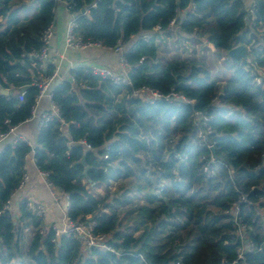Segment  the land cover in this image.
I'll use <instances>...</instances> for the list:
<instances>
[{"label": "trees", "instance_id": "obj_1", "mask_svg": "<svg viewBox=\"0 0 264 264\" xmlns=\"http://www.w3.org/2000/svg\"><path fill=\"white\" fill-rule=\"evenodd\" d=\"M62 2L77 14L74 32L82 41L124 47L129 84L75 67L68 78L76 92L66 80L52 85L58 118L39 127L33 146H12L9 138L0 145V264H264V80L254 83L256 68L264 67L263 2L248 25L249 0H33L32 6L0 0V133L30 119L39 94L34 84L55 70L28 54L41 50L40 34ZM172 19L174 45L206 39L212 55L223 58L224 80L210 74L204 59L158 56L156 39L169 35ZM237 45L245 47V59L228 57ZM143 86L164 95L173 90L192 103L130 97ZM11 88L10 96L1 93ZM195 111L211 117L210 134L194 124ZM32 153L36 168L68 197V219L97 217L95 233L106 236L112 251L55 237L26 199L17 212L3 210ZM114 183L115 194L95 196V188L108 192ZM238 203L243 242L225 213Z\"/></svg>", "mask_w": 264, "mask_h": 264}, {"label": "built area", "instance_id": "obj_2", "mask_svg": "<svg viewBox=\"0 0 264 264\" xmlns=\"http://www.w3.org/2000/svg\"><path fill=\"white\" fill-rule=\"evenodd\" d=\"M57 2H59V0H56ZM258 1L263 2L264 5V0H249V5L247 6L246 9V15L243 18L244 22L248 25H250L254 20H255V12H256V4ZM62 4L64 5L66 11L68 12L70 19L67 23V27L65 30V37H64V48L65 49H69V50H83V49H88V48H102V49H108L111 52L113 51L114 53L117 54L118 56V65L120 68L121 73H114L108 69L105 68H99V67H92V68H86L89 73L92 76H95L101 80H107L109 81L111 84L117 85V86H126L129 84L128 79H127V73L129 71V66L124 58V53H125V49L121 44H117L115 47H111V48H105L103 46H101L99 43L93 42V41H82V39L80 37H78L75 32V19L77 17V14L75 13H71L70 9L72 6L67 5L66 3L62 2ZM96 4H92L91 7L95 8ZM192 8H194L192 6ZM85 13V11H81V13L79 15H83ZM169 27H170V33H173L175 29H177L178 25L176 22V19H172L169 23ZM155 34H157V29L154 30ZM54 36V27L53 24L49 25L47 28H45L41 34H40V41L42 43V47L41 50L39 52H31L28 54V58H30L32 61H38L41 63L40 68H44L46 65V62L49 58V51H50V43L51 40ZM151 37V35H145L142 37V39H149ZM205 40V44H207L208 49H212L211 44H209L207 42L206 39ZM239 46V45H237ZM235 46V47H237ZM263 49H264V45H263ZM262 51V59H264V50ZM56 56L61 57V55L59 54V52H56ZM33 66L34 63L32 64ZM257 71V75L254 76V83L255 84H261V82L264 80V67L260 68L257 67L256 68ZM57 77V71L55 70L53 72V74L51 75V77L49 78H42L40 77V79L38 80V82H36L34 85L38 88L39 90V94L36 98V102L32 108L31 111V117L29 120L36 118L38 121V125L39 127L45 126L46 124H48L50 121H52L54 118H58L57 112H56V107L52 102V92H51V87L53 84V81L55 80V78ZM66 81H69L70 84L72 85V92H76V87L77 84L74 81L73 78H68ZM79 87L83 88V89H89L88 87L84 86V85H80ZM2 91H6V92H12V88L11 89H2ZM221 95V93H220ZM5 96H10V95H5ZM131 98H143L145 100V102H147L148 104H153L155 101L157 100H164L166 102H171V101H178V102H183L186 104H191L192 101L187 100L186 98H184L183 96L175 93L173 90L171 92H169L168 94L164 95V94H160L158 91L153 90L151 88L148 87H141L137 90L132 91ZM45 98L48 101L49 104V108L47 111H43L41 113H38V107H39V103L41 102V100ZM213 104L218 103V100L215 99L212 101ZM194 115V124L198 126V124L201 122V124L205 127L206 133L210 134V127L208 125V123L211 121V117H209L206 112H197L195 111L193 113ZM28 121V120H27ZM17 126L11 127L9 129V131L7 133H0V142L6 140L7 138H9L10 136L13 137V140L11 141V145L14 146L17 142H25L27 143L29 146L32 147V145L22 136L16 135L15 134V130H16ZM199 137H203V133H199L198 135ZM84 150L86 151H91L90 147L85 143L84 140H81L79 142ZM207 149L213 151V145L209 144L207 145ZM107 150V148L105 149ZM33 155V153H32ZM212 161L214 160L211 157H209ZM38 170V169H37ZM39 175L42 177L44 184L48 190L50 199L52 204L59 210L60 214H61V220L59 224H56L54 222L49 223V227L51 228V230L54 232L55 237H59V236H65V237H73L76 240H78L85 248L87 249H103V250H109L112 251V249H110L107 245H106V236L104 234H97L95 233V229L97 226V221L96 218L97 217H93V216H86L84 217L83 220L77 221V222H72L71 220L68 219L67 217V211L69 209L70 203L68 200L67 196H63V205L60 204L59 198H58V193L56 192V190L54 189L52 183L48 180L49 177V173L48 172H41L38 170ZM202 173L207 176L208 178L211 177L213 175V172L209 170V168L207 166H204L202 168ZM28 175L26 173V171L24 172L22 179L19 183V185L17 186L16 192L21 191L25 184L28 182ZM247 200L245 198V196H241L239 199V203H245ZM239 203L238 204H234L227 212H225L226 214L231 215L232 218V222L236 228V236L239 238V240L241 242H243L245 240V232H246V228L245 226L242 224V221L239 218ZM28 210H30L32 212V214L37 217L39 220H41L43 223H45L46 221V209L45 207L35 201H29L28 200V206H27ZM3 210L4 211H11V202L10 200H8L5 205L3 206ZM259 215L264 216V209H261L259 212ZM25 231H28V229H26ZM54 242V240L52 241ZM253 251V247L248 246L247 247V252H252ZM243 249H239L238 250V257L241 258Z\"/></svg>", "mask_w": 264, "mask_h": 264}, {"label": "crops", "instance_id": "obj_3", "mask_svg": "<svg viewBox=\"0 0 264 264\" xmlns=\"http://www.w3.org/2000/svg\"><path fill=\"white\" fill-rule=\"evenodd\" d=\"M27 6L31 3V0H23ZM54 36L50 43L49 58L44 68L48 65H53L57 71V77L53 81H65L69 77V71L75 67L92 68L99 67L108 69L114 73H121L118 65V56L113 51L102 48H88L83 50H69L64 48V37L67 23L70 19L68 12L64 5L59 3L54 11ZM155 34V32H154ZM172 33H169L171 35ZM168 35V36H169ZM56 52H59L61 57L56 56ZM54 70V71H55ZM52 84V85H53ZM49 104L47 99L43 98L39 103L37 112L41 113L47 111ZM39 125L36 118L26 121L25 123L17 126L15 134L25 138L32 146L38 135ZM7 140H13L10 136ZM6 140L0 142V145ZM25 171L28 175V182L25 184L21 191L16 192L11 199V209L17 212L18 206L22 199L29 201H35L42 204L46 209V221L45 225L49 223L59 224L61 215L59 210L52 204L48 190L44 184L42 177L39 175L35 166V161L32 154L27 157L25 163ZM112 185V184H111ZM111 189V186L109 187ZM108 189V190H109ZM101 193L99 196L97 192ZM103 187L95 188L94 194L97 198H103L102 193H106ZM109 192V191H108Z\"/></svg>", "mask_w": 264, "mask_h": 264}, {"label": "rangeland", "instance_id": "obj_4", "mask_svg": "<svg viewBox=\"0 0 264 264\" xmlns=\"http://www.w3.org/2000/svg\"><path fill=\"white\" fill-rule=\"evenodd\" d=\"M24 3V2H23ZM33 0H31V3H28V5L32 6ZM26 5V4H25ZM157 45H158V56L162 58V60H171L175 56H181L182 59L186 57H191L192 59H195L197 61L203 60L206 64V66L210 70V74L212 76H218L221 80H224V71L227 75V71L224 69L223 65V58L222 57H217L213 56L212 54V49H208L207 44H205V40L202 39L200 43L198 42H191V41H185V43H182L181 41H178L179 44L174 45V35L173 33L169 36H161L156 39ZM205 46L206 51H203L202 47ZM116 184L111 185V189H109V192L102 193V197H105L107 194H115V189H116ZM97 192V191H96ZM98 195L100 196L101 193L99 191L97 192ZM95 193V194H97ZM58 198L60 201V204L63 205V197L58 194ZM23 200V199H22ZM61 215V214H60ZM128 217L122 219V225L127 226L128 223ZM139 233H135V236H138Z\"/></svg>", "mask_w": 264, "mask_h": 264}, {"label": "water", "instance_id": "obj_5", "mask_svg": "<svg viewBox=\"0 0 264 264\" xmlns=\"http://www.w3.org/2000/svg\"><path fill=\"white\" fill-rule=\"evenodd\" d=\"M228 57H234V58H239V59H245L246 58V50L245 47L242 45H239L237 47L232 48L231 50H229V52L227 53ZM23 91V89L21 90ZM3 95H11L12 92H6V91H2L1 92Z\"/></svg>", "mask_w": 264, "mask_h": 264}]
</instances>
